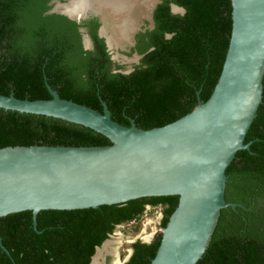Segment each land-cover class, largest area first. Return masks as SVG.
Here are the masks:
<instances>
[{
	"label": "trees",
	"instance_id": "trees-1",
	"mask_svg": "<svg viewBox=\"0 0 264 264\" xmlns=\"http://www.w3.org/2000/svg\"><path fill=\"white\" fill-rule=\"evenodd\" d=\"M50 0H0V93L60 98L101 110L128 126H160L206 100L219 74L230 32L229 0H159L153 26L139 36L143 47L127 73L109 72L93 19L82 22L94 51L81 49L78 24L46 12ZM183 8L171 13L169 3ZM167 35V37L165 36ZM145 40V41H144ZM196 91L198 94L196 95ZM225 168L236 201L235 223L264 233V104L244 142ZM105 145L109 142L27 116L0 112V147L14 145ZM176 195L81 210L10 213L0 219V264H88L113 224L136 219L144 204L160 205L163 226ZM160 233L134 241L123 264H149ZM200 264H264V243L248 236L221 241Z\"/></svg>",
	"mask_w": 264,
	"mask_h": 264
},
{
	"label": "water",
	"instance_id": "water-1",
	"mask_svg": "<svg viewBox=\"0 0 264 264\" xmlns=\"http://www.w3.org/2000/svg\"><path fill=\"white\" fill-rule=\"evenodd\" d=\"M229 1L227 47L209 96L204 101L197 97L190 111L163 125L143 129L132 119L128 126L122 125L110 118L104 101L97 111L60 98L46 82L50 95L46 99L0 93L2 113L109 142L0 147V219L29 210L35 225L37 212L176 195L149 264H200L208 252L233 236L264 243V233L235 223L234 191L224 173L239 149H248L250 142L244 140L264 104V0ZM169 8L172 13L183 12L172 2ZM48 12L75 23L88 14L72 16L55 5ZM149 241L150 236L145 239ZM0 248L8 253L1 242ZM95 252L88 264L94 263Z\"/></svg>",
	"mask_w": 264,
	"mask_h": 264
},
{
	"label": "flooded vegetation",
	"instance_id": "flooded-vegetation-1",
	"mask_svg": "<svg viewBox=\"0 0 264 264\" xmlns=\"http://www.w3.org/2000/svg\"><path fill=\"white\" fill-rule=\"evenodd\" d=\"M85 2L87 3V5H90V7L87 6V8H89L86 11L88 12V14L79 23H76L78 24L77 31L79 32L80 36L81 49L90 52L94 51L93 38L90 35L87 27L81 25L82 22L93 19V22L96 23L94 32L95 36L101 39L103 44V51L107 55V59L109 61L108 71L120 72L124 74L129 72L132 69L133 65L138 63L142 55V53H139V49L143 47L140 42L139 36L141 33H144L145 31H148L152 28V13L155 5L159 2V0H128V2H126V5L122 9H116L112 7L109 3L106 2V0H85ZM48 3L51 4V0ZM138 7H141L143 9V12L136 18V16L134 15V11ZM48 10L46 12H48ZM123 19L127 21L128 25V29L124 33L121 32V23ZM116 35H118L117 39ZM165 36L167 37V35ZM156 206H159L161 208L160 205L150 206L149 204H144L143 207L145 210L147 208ZM131 221H133V219L113 224L112 229L106 233V238L102 241L115 235V228L121 226L123 223L125 224ZM152 239L153 238H150V241ZM134 241L145 242V238H142L138 234L130 241V244ZM100 244L95 248L96 252L94 251L95 260L93 264H115V262H121V264H123L128 259L132 251L129 244L126 256L121 258L119 257V254L117 252L113 253V250L107 249L109 241H105V243H102L101 246Z\"/></svg>",
	"mask_w": 264,
	"mask_h": 264
},
{
	"label": "rangeland",
	"instance_id": "rangeland-1",
	"mask_svg": "<svg viewBox=\"0 0 264 264\" xmlns=\"http://www.w3.org/2000/svg\"><path fill=\"white\" fill-rule=\"evenodd\" d=\"M57 1L65 0H51L50 7H53V5H55V2ZM142 10L143 9L141 7L135 9L134 15L136 16V18L143 12ZM117 38L118 35H116V39ZM160 218L161 208L159 206L145 209L133 221L127 222L125 224L123 223L121 226L114 229L115 235L106 239V241H109L107 249L113 250V253L117 252L119 254V257L123 258L124 256H126L130 241L136 235L139 234L142 238H145L146 236H150V238H153L155 235L160 233Z\"/></svg>",
	"mask_w": 264,
	"mask_h": 264
},
{
	"label": "bare ground",
	"instance_id": "bare-ground-1",
	"mask_svg": "<svg viewBox=\"0 0 264 264\" xmlns=\"http://www.w3.org/2000/svg\"><path fill=\"white\" fill-rule=\"evenodd\" d=\"M106 2L116 9H122L126 5V2H128V0H106ZM87 6L90 7V5H87L85 0H70L67 3L56 2L55 9L61 10L69 15L75 16L77 14H84L87 9H89L87 8ZM127 29V21L123 19L121 23V32L124 33L127 31ZM145 238H147V236Z\"/></svg>",
	"mask_w": 264,
	"mask_h": 264
}]
</instances>
